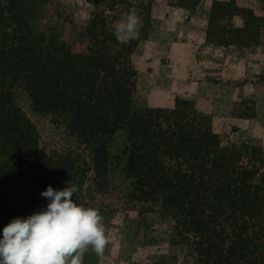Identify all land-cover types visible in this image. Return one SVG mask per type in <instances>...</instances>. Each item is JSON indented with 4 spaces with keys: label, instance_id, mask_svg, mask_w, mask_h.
I'll return each mask as SVG.
<instances>
[{
    "label": "trees",
    "instance_id": "trees-1",
    "mask_svg": "<svg viewBox=\"0 0 264 264\" xmlns=\"http://www.w3.org/2000/svg\"><path fill=\"white\" fill-rule=\"evenodd\" d=\"M52 1L0 0V238L14 218L46 208L40 193L49 185H80L91 173L95 192L121 193L166 236L142 243L132 264H264L261 149L222 145L202 101L134 106L131 57L140 36L121 44L108 31L129 7L121 12L116 0H94L77 50L41 23ZM260 1L262 15L234 0H212L205 38L244 43L248 29L254 34L264 23ZM227 15L243 18V26L221 35ZM21 97L37 113L65 116L78 147L43 151ZM119 134L123 145L113 153Z\"/></svg>",
    "mask_w": 264,
    "mask_h": 264
},
{
    "label": "rangeland",
    "instance_id": "rangeland-1",
    "mask_svg": "<svg viewBox=\"0 0 264 264\" xmlns=\"http://www.w3.org/2000/svg\"><path fill=\"white\" fill-rule=\"evenodd\" d=\"M112 0H100L109 4ZM121 12L140 17V39L131 60L137 70L134 106L167 107L176 98L202 101L203 111L222 145H247L264 153V23L244 43L218 44L205 38L207 17L212 0H116ZM238 6L262 15L260 0H234ZM94 0H53L42 15L41 23L54 27L74 49L84 46L79 31L94 8ZM256 22H259L258 20ZM224 35L243 26V18L227 15L220 21ZM256 28V27H253ZM236 36L235 34H233ZM20 104L40 132V147L49 152L73 151L78 147L67 129L65 116L40 114L21 97ZM123 136L117 135L111 150L118 152ZM91 173L82 184L61 181L60 189L76 185L74 201L99 210L109 239L103 256L92 251L84 255L83 264H132L139 259L140 246L165 239L157 233L147 216L125 203L121 193H97ZM144 227V229H143Z\"/></svg>",
    "mask_w": 264,
    "mask_h": 264
},
{
    "label": "clouds",
    "instance_id": "clouds-1",
    "mask_svg": "<svg viewBox=\"0 0 264 264\" xmlns=\"http://www.w3.org/2000/svg\"><path fill=\"white\" fill-rule=\"evenodd\" d=\"M140 17L124 13L108 28L117 41L139 39ZM76 185L54 190L49 185L40 195L49 202L26 218H14L3 228L0 264H83L92 251L103 256L109 239L98 209L74 201Z\"/></svg>",
    "mask_w": 264,
    "mask_h": 264
}]
</instances>
